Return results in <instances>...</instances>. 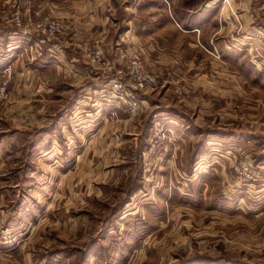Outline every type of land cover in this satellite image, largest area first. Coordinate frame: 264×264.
<instances>
[{"label": "rangeland", "instance_id": "obj_1", "mask_svg": "<svg viewBox=\"0 0 264 264\" xmlns=\"http://www.w3.org/2000/svg\"><path fill=\"white\" fill-rule=\"evenodd\" d=\"M9 1L0 0V13ZM201 1H193L190 18L196 19L195 7ZM250 2L264 17V0ZM1 23L0 33L6 29ZM231 34L235 35V28ZM207 46L203 50L213 61L204 60L203 71L212 73L221 67L235 70L232 79H249L240 54L226 53L230 50L223 43L219 54H212ZM4 57L0 53L6 62ZM179 63L165 76L170 83L164 84V75H158L160 85L150 91L167 86L172 96L182 99L176 80L183 79L192 92L193 82ZM159 91L151 96L159 98ZM147 92L138 91L136 96L147 99L143 95ZM48 94L50 100L52 93ZM52 99L43 124L25 130L14 127L23 125L24 112L17 111L13 124L3 114L6 101L0 110V264H264V197L251 209L244 200L232 203L230 190L261 177L264 168L251 155L238 150L227 153L222 145L207 144L205 155L192 156L193 170L187 175L167 164L176 161L177 140L159 104L162 100L149 99V109L140 112L146 113L134 129L129 123L138 115H129L123 107V117L114 109L92 110L104 106L97 92L77 96L73 108L64 106L66 98ZM81 114L101 118L87 127ZM156 121L162 134L151 141ZM55 123L61 126L59 136ZM243 160L255 170V179L243 180L235 172ZM222 170L233 181L215 187ZM181 181L192 186L190 191ZM259 212L263 219L255 220Z\"/></svg>", "mask_w": 264, "mask_h": 264}, {"label": "crops", "instance_id": "obj_2", "mask_svg": "<svg viewBox=\"0 0 264 264\" xmlns=\"http://www.w3.org/2000/svg\"><path fill=\"white\" fill-rule=\"evenodd\" d=\"M20 1L22 26L14 28L1 23L6 29L0 33V53L5 55L6 60L3 62V58H0V71L6 66L11 69L3 114L6 120L14 124L17 111L25 113L21 118L23 125L14 124V127L25 130L32 124L41 126L45 109L51 101L55 102L52 98H66L64 106L66 104L73 108L77 96L98 93L102 83L124 71L119 51L127 45L126 38L130 36L133 45L145 47V64L157 69L158 75H170L171 70L177 68L179 60L181 71L187 72L184 75L193 82L192 92L182 99H176L174 93L172 96L169 92L171 88L167 86L160 89L161 92L158 90L159 98L151 96L155 91L143 94L147 99L142 98V112L149 109V99L151 103L162 100L159 104L165 109V118L177 140L176 151L173 149L176 161L168 160L167 163L172 169L179 167L183 173L191 174L192 156L205 155L202 153L206 152L207 144L222 145L221 149L225 152L228 150L227 153L231 150L248 153L256 164L264 168V118L261 116L264 73L248 62L242 50L231 46L229 38L237 26L264 29V17L254 9L250 0H227V3H221V0ZM193 1H201L195 7L199 10L196 19L189 17ZM234 11L237 12L235 16L232 15ZM44 14L67 23L68 31L56 38H48L40 33L36 24ZM75 40L100 43L103 58L97 67L91 66L73 46ZM221 43L230 50H225L226 53L235 57L240 54L245 59L247 69L244 72L248 80L240 82L239 73V79H232V76L236 78L235 70L228 72L221 67L212 70V73L203 71L204 60L213 58L203 50V46L208 45L212 54H219ZM221 54L224 55V52ZM166 79L162 78L164 84L169 82ZM257 80L259 84L255 83ZM48 93H52L50 100ZM62 93L70 95L64 97ZM91 108L102 110V113L114 109L123 117L121 106L104 103V106ZM144 113H139L129 123L131 128H137V124H140L138 120ZM98 116L87 118L81 114L80 120L85 126L92 127L95 120L101 118ZM125 122L128 123L127 120ZM104 128L101 127L100 134H103ZM55 131L59 136L61 126L56 123ZM168 151L171 152L172 148L169 147ZM260 172L262 175L256 181L230 188L232 203L237 199L244 200L251 209L253 205L261 204L259 200L264 197V169H260ZM221 174L216 178L215 187L233 181L232 176H224L223 170ZM180 183L183 184V181ZM182 187L190 191L188 188L192 186L183 184ZM251 211L250 214H253ZM259 213L257 218L253 217L255 220L263 219V214ZM247 218L251 220V216Z\"/></svg>", "mask_w": 264, "mask_h": 264}, {"label": "built area", "instance_id": "obj_3", "mask_svg": "<svg viewBox=\"0 0 264 264\" xmlns=\"http://www.w3.org/2000/svg\"><path fill=\"white\" fill-rule=\"evenodd\" d=\"M0 20L14 28H20L23 24V12L20 2L11 0L7 3L6 10L0 13ZM37 30L48 38L57 37L66 33L69 25L57 18L45 16L37 24ZM230 45L244 52L248 62L256 69L264 73V29L262 28H235V35H230ZM127 45L119 51V57L122 59L125 70L117 77L109 78L101 84L98 94L103 103L112 106H121L131 116L138 115L143 110L142 100L136 93L138 91H150L157 88L160 82L157 73L151 72V69L145 64L143 47L133 45L130 36L126 38ZM80 51L86 61L94 67H97L103 58V48L98 42L85 40H75L72 43ZM0 110L8 97V85L11 81V69L6 66L0 71ZM178 83V93L188 95L190 87L188 81L176 80ZM162 127L159 122H155L151 141L161 137ZM154 146L153 143H151ZM152 149V148H151ZM235 172L243 180L255 179L256 172L252 169L247 160H243L235 169Z\"/></svg>", "mask_w": 264, "mask_h": 264}]
</instances>
